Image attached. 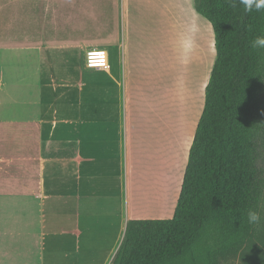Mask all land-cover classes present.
Masks as SVG:
<instances>
[{
  "label": "crops",
  "instance_id": "crops-1",
  "mask_svg": "<svg viewBox=\"0 0 264 264\" xmlns=\"http://www.w3.org/2000/svg\"><path fill=\"white\" fill-rule=\"evenodd\" d=\"M33 1L37 16L0 44V264H112L129 219L174 212L213 29L192 0H71L73 25L109 10V67L92 68L70 60L90 38L64 42L49 31V0ZM54 1L58 13L65 0Z\"/></svg>",
  "mask_w": 264,
  "mask_h": 264
},
{
  "label": "trees",
  "instance_id": "trees-1",
  "mask_svg": "<svg viewBox=\"0 0 264 264\" xmlns=\"http://www.w3.org/2000/svg\"><path fill=\"white\" fill-rule=\"evenodd\" d=\"M213 29L215 59L189 147L174 212L129 219L112 264H264V10L228 0H192ZM258 241L260 244H252Z\"/></svg>",
  "mask_w": 264,
  "mask_h": 264
},
{
  "label": "rangeland",
  "instance_id": "rangeland-1",
  "mask_svg": "<svg viewBox=\"0 0 264 264\" xmlns=\"http://www.w3.org/2000/svg\"><path fill=\"white\" fill-rule=\"evenodd\" d=\"M38 1H33V0H0V44H3L4 40L9 39L10 37L15 38L20 36L21 33V26L26 22V20L28 18H33L36 17L37 14L36 12L38 11ZM49 5H48V19L50 22L49 23V31L54 33L55 30H57L58 32L60 31V34H62V36L64 37V42H68V41H72L74 39V37H76L77 35L79 36L78 33L81 34V36L86 37V38H90L89 40H83V42L77 41V43L80 44H84L83 46H77V50H81L80 52L83 53V55H79L77 52V56H72L70 57V60L74 63H81V64H85V58H86V51L88 49H91L90 47H97V48H104V45L107 43L105 41V31L107 29V26H105V24H103L104 22V15L106 14V12H108L109 10L103 9V8H99V9H93L91 10L92 12H96V14L99 16L97 17L96 21L94 24H83V25H73V18H71L72 16V2L71 0H65L64 1V8L62 10L58 9V13L57 10L55 9V1L54 0H49ZM61 12V13H59ZM63 16V24H55L53 23L52 20H55V18L58 19V22H62V20L60 18H62ZM204 18V17H203ZM92 20V19H90ZM203 20H207V19H203ZM75 24V23H74ZM155 27L157 28V34L156 36L158 37V41H159V34L162 33L163 36V29H166V25L164 23H162L161 18L156 20V23L154 24ZM56 26V27H55ZM19 27V30H18ZM148 29V26H146ZM62 30V31H61ZM160 31V33H159ZM150 32V30H149ZM172 36V33H171ZM185 44H187L186 42H184ZM3 45L0 46V50H4L3 49ZM88 48V49H87ZM157 50H159V47L157 46ZM161 50V54H162V60L163 59V50L164 47L161 46L160 47ZM200 52H202L200 50ZM177 56V62L179 60H181V57L179 58L178 55ZM3 57V56H2ZM174 59V57H172ZM173 59H171V68L177 69L175 70V74L177 72H180V67L179 65L173 61ZM215 59V51L214 54L212 56H210V60L209 62L205 63L204 66L203 64L201 66L209 67V63L210 64V68L209 71L211 70L212 67V62ZM167 61H168V68L170 66L169 63V58L167 56ZM176 65V66H175ZM197 66V65H195ZM201 66L198 67L199 69H201ZM205 71V70H204ZM170 73V70H169ZM210 73V72H209ZM209 73L207 76V79L209 78ZM169 77V75H168ZM172 77L173 74L171 76V85H172ZM205 77V75H204ZM174 80V79H173ZM204 95V94H203ZM204 97V96H203ZM203 103H204V98H203ZM177 106H175L177 108L176 112L177 114H180L179 109L180 106L178 104H176ZM177 114L171 112V134L174 135V132H176V127L173 126L178 125L177 121H180L178 118H180ZM175 121V123H174ZM177 136H172L171 138H176ZM180 136H178L179 138ZM174 140V139H173ZM178 162L175 161V165L171 164V177H172V183H173V177L175 176V174H177V170L179 169L180 164H182V152L181 149L178 150ZM188 157V155H187ZM174 162V161H173ZM187 162V160H186ZM259 167L262 168V170H264V154L262 155L259 163H258ZM186 166V165H185ZM185 170V167H184ZM183 170V171H184ZM172 189V188H171ZM172 191V190H171ZM172 194V193H171ZM173 215V214H171ZM172 217V216H171ZM252 244H257L259 245L260 243L258 241H253ZM223 264H243L242 261L240 259H233L230 260L228 262H224Z\"/></svg>",
  "mask_w": 264,
  "mask_h": 264
},
{
  "label": "clouds",
  "instance_id": "clouds-1",
  "mask_svg": "<svg viewBox=\"0 0 264 264\" xmlns=\"http://www.w3.org/2000/svg\"><path fill=\"white\" fill-rule=\"evenodd\" d=\"M228 3L232 7H236L237 4L242 5L245 12L264 10V0H228ZM251 46L254 49H264V35L256 36ZM246 217L247 223L251 226L258 227L264 225V213L255 208L250 207L246 212Z\"/></svg>",
  "mask_w": 264,
  "mask_h": 264
},
{
  "label": "built area",
  "instance_id": "built-area-1",
  "mask_svg": "<svg viewBox=\"0 0 264 264\" xmlns=\"http://www.w3.org/2000/svg\"><path fill=\"white\" fill-rule=\"evenodd\" d=\"M85 64L92 68L105 69L109 67V54L102 48H91L86 51Z\"/></svg>",
  "mask_w": 264,
  "mask_h": 264
}]
</instances>
